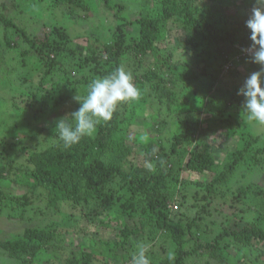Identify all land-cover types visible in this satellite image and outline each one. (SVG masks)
Segmentation results:
<instances>
[{
  "label": "trees",
  "instance_id": "16d2710c",
  "mask_svg": "<svg viewBox=\"0 0 264 264\" xmlns=\"http://www.w3.org/2000/svg\"><path fill=\"white\" fill-rule=\"evenodd\" d=\"M33 1L12 0L11 4L7 1L0 2V30L4 29L2 34L0 31L2 35L0 36V63L5 53L11 50L14 38L17 42L25 43V50L33 54L36 62L45 65L46 72L49 69V76H51L52 68L60 65L55 58L50 59L52 53L61 55L63 51L72 47V40L67 32L61 30L60 26L57 27L56 21L54 23L48 21L56 9L63 11L64 15L69 18L79 14V11L81 14L88 13L91 6L97 7L98 4L102 5L101 2H103L102 8L106 10L104 12L119 9L117 13H114V18L124 20V23L121 22L116 26L112 41L92 40L93 50L87 53V64L93 65L91 67L93 69L96 67L97 72L102 76L111 74L121 66L126 55L133 56L135 59H144L153 54L157 48L156 42L159 41L168 24L177 18L183 19L188 27L191 26L190 30L194 34L206 32L215 37L214 41L217 44L225 42L237 45L236 53L240 56L243 53L242 49L251 44L250 32L245 26L247 19L238 16L237 11L232 12L229 6L224 8V12L231 14L229 16L235 17L241 24L238 30L230 28L222 32L205 16L197 17L193 6H200L202 2L211 0H183L182 2L161 0L160 17L143 16L139 21L138 35L130 40L128 33L124 31L127 20L124 17L126 8L122 3L113 0H94V4H91L89 0L43 1L35 9V14L39 17L35 18L34 14L32 15V18L36 20L34 23L40 27L38 31L42 32L43 37H41L39 32H33V28L28 29V23L26 25L24 20L8 15V9L11 7L16 11L26 13L24 9L29 8L30 4L35 5ZM250 2L249 6H254L255 0H250ZM104 12L102 15L108 16ZM234 56L224 52L222 69L224 70L225 65L233 61L232 68L228 72L239 75L236 67L242 61L250 59L240 56L236 59ZM107 66L112 67L113 70H109ZM171 69L168 67V72L173 74ZM171 77L174 76L171 75ZM56 78V76L53 79L49 78L54 81L53 88L57 86ZM144 78L148 82L159 81L154 83L153 87L154 94L161 103L165 98H168V103H177L172 97V92L165 86V79L158 73L150 71L144 75ZM88 82L87 79L82 80V83H87V85ZM170 82L173 84L175 80L171 78ZM44 83L45 79H42L41 85ZM239 90V87L234 86L229 91L223 90L222 92L221 90V97L211 95L206 100V106L210 107L209 110L212 113L208 121L213 124L221 123L223 127L228 126L230 122L236 123L233 129L239 132L242 143L239 144V153L231 158L232 161L228 164L227 171H222L212 178L209 183L204 184L203 188L201 185L198 189L195 187L194 204L189 203L187 193L190 182L180 179L168 169L173 167L174 154L190 143L191 149L182 166L183 170L189 173L214 176L220 165L210 151V145L206 140L195 141L185 135V137L176 135L175 142L168 150L164 146V138H160L159 142L163 144L161 151H155L153 142L147 146L149 152V156L146 157L147 165L133 162L130 158L132 149L126 144L127 138L123 135L122 127L127 118L125 114L129 112L128 103L123 104L124 112L117 109L110 121L101 122L91 137L82 139L71 148H65L59 140L55 131L56 122L59 119L55 121L44 133L48 146L35 149L30 154L28 162L31 169L24 170L23 175L32 191L41 190L39 196L46 200V207L49 210L57 211L63 204L88 209V206L95 203L103 208L102 213H104L120 203L122 209L118 217L122 220L120 225L121 247L127 251V255L126 260L120 261L119 264H131V256L136 250L130 245L131 238L134 236H139L140 239L145 240L143 243L149 245L148 254L155 258L154 264H188L189 259L196 260L197 257L201 259L205 257L207 264H229L231 246L233 247L232 252H237L243 260L257 264V259H264V250L256 255L257 249L264 245L263 137L257 133L253 134L248 129L249 125L246 120H239L245 116L243 111H239V108L243 110L244 102V97L239 95ZM196 93L199 91L197 90ZM25 102L28 108H32L35 104L30 98ZM183 102H188V100H183ZM169 110L168 107L167 111ZM32 115L37 116L35 113ZM197 115L195 113L192 118H199L200 111ZM241 124H243V129ZM0 143L7 145L6 140L1 138ZM3 148L4 146L0 152H3ZM250 155L254 157L257 166L256 180L247 181L237 191L238 193L233 192L231 197L218 193V186L229 180V175ZM251 173L254 171L252 170ZM12 176L11 165L0 166V180H8ZM258 178L260 181H257ZM125 189H128L130 193L126 197L125 193H122ZM200 194H202L201 197H199ZM27 200L30 202V199ZM219 201L234 208V212L226 213L222 217L226 221L213 219L211 220L213 226L207 223L208 227H205L202 224L206 220L214 216L215 212H221L216 207ZM173 204L177 205L176 210L171 207ZM212 207H214L213 210L209 209ZM253 208L256 214L254 219L249 215ZM193 209H196V212L194 217H191L189 214ZM95 211L93 213L97 215L98 212ZM124 217L134 220L135 229L130 228ZM204 228L210 230L208 236L204 234ZM59 234L56 231L48 232L45 229L27 227L20 237L11 241L9 239L0 240V250L7 252L19 264H33L41 258L42 252L61 253L64 250L62 242L65 237ZM192 240L199 242L197 247L190 245ZM106 245L110 247L109 244L106 243ZM153 253L158 254L159 257H155ZM253 256L257 259H252ZM64 262L65 264L114 263L105 255L89 251L86 246L71 248L70 255Z\"/></svg>",
  "mask_w": 264,
  "mask_h": 264
},
{
  "label": "rangeland",
  "instance_id": "374dc122",
  "mask_svg": "<svg viewBox=\"0 0 264 264\" xmlns=\"http://www.w3.org/2000/svg\"><path fill=\"white\" fill-rule=\"evenodd\" d=\"M2 1L11 4L12 0H0V2ZM43 1L46 0H34L35 5L30 4L29 8L24 9L26 13L16 11L11 7L8 9V15L24 20L26 25L28 23V29L31 27L34 29L33 32H39L40 27L34 23L36 20L32 18V15L34 14L35 18L39 17L35 14V9ZM89 1L91 4L95 2L94 0ZM113 1L125 5L124 17H126L127 24L124 31L128 33L129 40L138 35L139 21L143 16L160 17L161 15V0ZM101 3L102 5L98 4L97 7L91 6L88 13L81 14L79 11V14L70 18L65 16L60 9L53 12L52 18L48 21L53 23L56 21L57 27L60 26L61 30L67 32L72 40L73 48L66 49L61 55L52 53L50 59L55 58L60 65L52 68L51 76L48 74L49 69L46 72L45 65L36 62L33 54L25 50V43L17 42L14 38L11 50L5 53L0 63V138L7 142V145L0 143L1 148L4 146L3 152H0V166L11 165L13 175L11 179L0 180V240L9 239L11 241L20 237L27 227L45 229L48 232L56 231L58 234L60 233L61 237H65L62 242L64 250L61 253L42 252L41 258L33 264H65L64 261L70 255L71 248L78 246H86L91 252L105 255L108 260L114 262L113 264H119L120 261L126 260L127 251L121 247L120 225L122 220L118 217L121 215L122 209L120 203L104 213H102L103 208L95 203L88 206V209L63 204L57 211L49 210L46 207V200L39 196L41 190L32 191L23 175L26 170L31 169L28 162L30 154L35 149H43L48 146L44 136L47 128L58 119L75 112L79 104L74 101V95L79 94L83 97L87 94L90 82L103 77L97 72L96 67L93 69L91 68L93 65L86 62L87 53L93 50L91 41L96 39L105 42L112 41L116 26L124 20L114 18V13H117L119 9L104 12L106 10L102 8L103 2ZM250 4V0H211L202 2L200 6H193V9L196 11L197 17L205 16L223 32L230 28L238 30V27L241 26L235 17L224 12V8L229 6L232 12L237 11L238 16L246 20L251 14V9L255 6V3H253L254 6H249ZM103 12L108 16L105 14L103 16ZM190 27L183 19H174L168 24L159 41L156 42L157 48L153 54L144 59H135L130 55L124 56L121 66H124L132 74L141 95L138 101L127 104L129 112L125 114L127 118L122 127L123 135L127 138L126 144L132 149L130 158L140 165H147L146 157L149 156L147 146L151 142L154 143L155 151L162 150L163 144L159 142L160 138H164V146L168 150L175 142L176 135L187 136L195 141L206 140L210 145V151L220 165L214 176L189 173L183 170L182 166L191 149L190 143L184 145L177 154H174L175 162L172 164L173 167L168 169L174 175H178L180 179L190 182L187 193L189 203L194 204L195 187L198 189L201 185L203 188L204 184L209 183L212 178L218 176L222 171H227L228 164L232 161L231 158L234 154L239 153V144L242 143L239 132L233 129L236 123L230 122L228 126L223 127L221 123L213 124L208 121L212 113H210V107L206 106V100L211 95L221 97V90L222 92L223 90L229 91L234 86L241 89L245 79L252 72L258 71L259 68L250 60H244L236 67L239 75L228 72L229 70L226 68L228 64L223 70L222 55L225 52L234 56L235 53L234 57L237 58L240 56L239 53H236L237 45L225 42L217 44L214 41L215 37L211 34L206 32L194 34ZM3 30H0L1 34ZM1 34L0 36H2ZM38 34L43 37L42 32ZM107 67L109 70H113L112 67ZM168 67L172 68L173 74L168 72ZM150 71L158 73L165 79L164 84L172 92V97L177 103H168V98H165L161 103L156 98L153 84L159 81L148 82L144 78V75ZM55 76L57 77V86L53 88L54 81L49 78L53 79ZM171 78L175 80L173 84L170 82ZM42 79H45L43 85H41ZM83 79L89 81L88 85L82 83ZM197 90L199 93H196ZM28 98L35 103L32 108H28L25 102ZM183 100H188V102H183ZM123 106L118 108L120 112H124ZM168 107L169 111H167ZM199 111L200 117L192 118L195 113L198 116L197 112ZM239 111L243 110L239 108ZM32 113L37 116H33ZM242 117H238L239 120H246L249 125L247 128L253 134L257 133L263 137L264 147V125L249 122L246 114L243 119ZM189 122L190 125H188ZM255 169L257 166L254 157L250 155L229 175V180L218 186V193L230 195V197L233 192L238 193L237 191L247 181L256 180L258 174ZM252 170L254 173H251ZM257 181H260L259 178ZM122 193H125V197L130 194L128 189L123 190ZM27 199H30V202ZM251 204L256 205L255 203ZM216 207L221 211L220 214L215 212L214 216L202 224L205 227H208L207 223L213 226L211 220L222 221V217L226 213L234 212V208L223 204V201H219ZM213 208L209 209L213 210ZM95 210L98 212L97 215L93 213ZM195 212L196 209H193L189 215L194 217ZM249 215L252 219L256 217L255 208ZM146 217L149 219L148 216ZM124 220L127 221L130 228L135 229L133 219L124 217ZM203 230H205L204 234L208 236L210 230L207 228ZM210 236L212 235L210 234ZM143 242H145L144 239L134 236L131 238L130 245L136 249V246ZM198 244L197 240L190 242V245L194 247H197ZM230 250L229 264H254L243 260L237 252H232V246ZM257 250L256 255L264 250V245ZM155 254L153 253L158 258V254ZM149 258L154 264L155 258L151 255ZM252 259H257V257L253 256ZM257 260V264H264V259ZM0 264L19 263L7 252L0 250ZM98 264L103 263L98 262ZM188 264L207 263L205 257L202 259L197 257L196 260L189 259Z\"/></svg>",
  "mask_w": 264,
  "mask_h": 264
},
{
  "label": "clouds",
  "instance_id": "9594fccd",
  "mask_svg": "<svg viewBox=\"0 0 264 264\" xmlns=\"http://www.w3.org/2000/svg\"><path fill=\"white\" fill-rule=\"evenodd\" d=\"M245 26L250 32L251 44L242 51L259 70L245 79L239 95L244 97L243 112L248 121L264 125V0H255ZM140 95L132 74L124 66L93 79L86 95H74L79 108L69 115L71 120L66 116L56 122L59 140L65 148H71L82 139L91 137L101 122L110 121L121 105L138 101ZM148 252L149 245L139 243L131 256V264H151Z\"/></svg>",
  "mask_w": 264,
  "mask_h": 264
},
{
  "label": "built area",
  "instance_id": "2783aa9c",
  "mask_svg": "<svg viewBox=\"0 0 264 264\" xmlns=\"http://www.w3.org/2000/svg\"><path fill=\"white\" fill-rule=\"evenodd\" d=\"M240 57H246V58L250 59V58H249L244 52L241 54ZM236 59H238V57H237ZM232 65H233V61L229 62L226 68H227L228 70H230V69L232 68ZM171 207H172L173 209H175V210L178 208L177 205H175V204L171 205Z\"/></svg>",
  "mask_w": 264,
  "mask_h": 264
}]
</instances>
